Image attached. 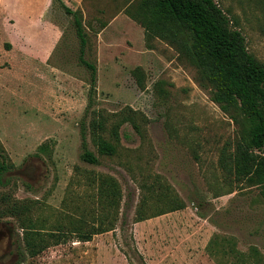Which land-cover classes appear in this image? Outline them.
I'll list each match as a JSON object with an SVG mask.
<instances>
[{
	"label": "rangeland",
	"instance_id": "obj_1",
	"mask_svg": "<svg viewBox=\"0 0 264 264\" xmlns=\"http://www.w3.org/2000/svg\"><path fill=\"white\" fill-rule=\"evenodd\" d=\"M127 1L0 0V141L13 165L0 198L30 206L45 229L63 223L76 230L96 222L89 177L111 175L123 190L115 231L88 242L72 234L34 258L25 254L18 218H0V264H236L252 248L264 257L261 189L235 182L219 163L237 125L175 46L148 42L124 12ZM215 1L264 63V0ZM62 3L83 13L85 58L97 67L93 107L91 71L79 61L74 18ZM93 111L109 127L127 114L139 125L121 126L114 156L100 155L89 132L99 165L80 157L81 128ZM144 198L149 215L168 211L172 198L185 208L135 222Z\"/></svg>",
	"mask_w": 264,
	"mask_h": 264
},
{
	"label": "trees",
	"instance_id": "obj_2",
	"mask_svg": "<svg viewBox=\"0 0 264 264\" xmlns=\"http://www.w3.org/2000/svg\"><path fill=\"white\" fill-rule=\"evenodd\" d=\"M67 14L72 15L80 40L79 61L91 71L89 107L94 106L97 93V67L85 58L88 35L81 10H73L62 3ZM124 12L141 25L148 42L160 38L175 46L196 68L201 85L208 89L213 102L228 114L237 125L235 141L221 151L220 166L235 182L249 188H260L264 197V63L248 50L245 36L231 26V19L215 0H128ZM130 122L139 129L132 115H125L109 127V119L93 111L89 128H81V159L99 165V157L88 146V133L98 153L114 156L120 143V128ZM110 133V137L106 134ZM45 146L41 147V150ZM0 183L3 175L13 166L9 163L1 141ZM97 187L95 223L82 222L78 229L70 224L57 223L54 229H45L44 223L32 219L30 206L12 199L9 194L0 198V218L17 217L23 231L25 254L37 257L53 245L66 243L69 235L76 234L81 242H88L95 235L115 231L119 220L123 190L119 181L106 174L89 177ZM154 190V185H145ZM148 200L144 198L136 211L140 222L185 208L178 198L168 200V211L147 213ZM224 240V239H223ZM24 253L21 260L24 261ZM236 264H264L258 249L252 248Z\"/></svg>",
	"mask_w": 264,
	"mask_h": 264
}]
</instances>
